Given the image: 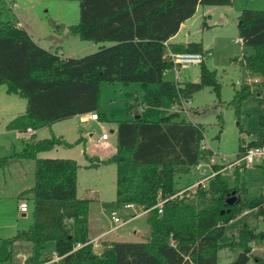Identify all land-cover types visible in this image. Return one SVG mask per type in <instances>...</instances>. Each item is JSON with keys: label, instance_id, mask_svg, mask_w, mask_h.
<instances>
[{"label": "trees", "instance_id": "obj_1", "mask_svg": "<svg viewBox=\"0 0 264 264\" xmlns=\"http://www.w3.org/2000/svg\"><path fill=\"white\" fill-rule=\"evenodd\" d=\"M77 1L79 21L69 26V32L80 40L102 43L82 57H64L57 50L43 48L18 21L0 18V85L7 94L25 100L24 112L9 119L5 128L33 130L29 138L22 139L20 150L0 157V167L11 160L34 161L33 185L19 196H32V223L11 238L31 244L23 264H47L51 259L45 254L48 242H53L52 252L59 257L51 264H218V253L225 248L237 253L228 264H248L252 258L255 264H264L263 258L253 257V245L264 239L257 226L244 222L228 242H222L227 225L246 211L264 222V193L244 198L245 187L239 182L231 185L221 172L224 164L213 163L210 168L215 174L203 186L198 185L189 195L173 196L192 184L180 186V177L193 173L212 156L201 143L203 126L180 117L177 111L157 120L142 118L134 111L133 119L116 122L115 150L110 156L87 157L88 166L112 163L116 167L115 199L103 206L133 204L136 212L147 213L148 224L146 240L110 241L100 253L94 251L89 239L90 200L76 193L77 162L38 157L55 146L69 144L53 134L38 139L35 131L76 114L96 112L98 120H106L98 110L103 81L140 83L142 110L144 106L158 107L163 96L181 105L204 86L218 94L221 84L204 60L197 82L163 79L174 68L170 53H204L198 41L172 44L168 40L199 5H232L235 0ZM238 30L244 46L253 49L243 56L242 66L248 75L262 80L255 86L241 84L229 106L240 117L247 104L256 103L264 127V10L244 9ZM149 84H157L158 89L148 88ZM136 105L130 104L128 110ZM245 145H264V132L250 142L242 140L239 156ZM242 169L246 170L237 168L236 172ZM160 200L163 203L158 207ZM10 257L9 252L7 259Z\"/></svg>", "mask_w": 264, "mask_h": 264}, {"label": "rangeland", "instance_id": "obj_2", "mask_svg": "<svg viewBox=\"0 0 264 264\" xmlns=\"http://www.w3.org/2000/svg\"><path fill=\"white\" fill-rule=\"evenodd\" d=\"M203 9L205 13L202 12ZM244 9L264 10V0H235L232 5L224 6L200 5L177 36L178 40L188 38L190 41L201 43L204 64L215 71L216 79L221 84L218 94L211 86H204L190 99L183 100L185 111L179 112L180 117L203 126L204 140L201 143L212 151L216 163L224 160L228 164L236 160L239 157L241 141L250 142L257 133L264 132V127L260 124L259 106L256 103L247 104L242 109L240 117L229 106L236 88L241 86L238 82H244L248 77L241 60L245 54L253 52L251 47H245L243 42L237 41L240 38L239 16ZM0 18L3 21L20 22L38 45L52 52L57 50V46H64L63 52L66 57H82L98 50L97 47L86 44L92 45L95 42L80 40L67 32L68 24H76L79 21L77 0H2ZM199 73L200 64H183L178 65L176 70L174 68L167 70L163 74V79L173 82H197ZM252 77L262 80L259 76ZM255 85L254 83L253 86ZM148 88L156 90L158 85L149 84ZM3 89L4 86L0 85V157L17 152L22 145L21 138H29L28 132L5 130L3 122L7 114L17 112L18 104L25 103V100L15 94L8 95ZM142 95L140 83L123 85L121 82L103 81L99 85L98 110L106 116V120L100 118L92 121L84 119L81 114H76L35 131L38 139L53 134L69 144L55 146L39 153L38 157L74 159L78 164L77 197L90 200L88 220L94 226L102 223L106 225L105 227H112L111 212L122 220L128 219L116 231L118 234H126L123 240L128 241L147 239V215L129 219L132 212L127 208L104 207L102 203H109L115 199L116 167L112 163L88 166L90 161L87 157L106 159L110 156L115 147L116 122L133 119L134 111H138L142 118L149 120H157L167 113L177 111V104L164 96L158 107L144 106L142 110L140 105ZM135 102L137 105L133 110H128V106ZM102 133L108 134L109 140H98ZM79 138L82 140L77 142ZM236 169L227 168L221 172L230 179L231 185L239 182L240 186L245 187L244 198L264 193V166L242 169L239 173ZM33 172L32 159L11 160L7 165L0 167V264H20L24 259L19 256L30 252L29 242L11 241V238L18 230H25L32 223V196L25 194L24 200L28 204V211L22 216L18 209L20 201L18 195L32 187ZM210 172V166L203 164L200 169L188 176H181L179 185L194 183ZM244 222L257 226L259 231L264 232L263 220L250 212L227 225L222 242H228L238 226ZM52 249L53 242H48L45 254L54 258ZM9 252L11 257L7 259ZM236 257V252L222 249L218 253V264H228ZM253 257L264 259V239L253 245ZM248 264H255L254 259L252 258Z\"/></svg>", "mask_w": 264, "mask_h": 264}, {"label": "built area", "instance_id": "obj_3", "mask_svg": "<svg viewBox=\"0 0 264 264\" xmlns=\"http://www.w3.org/2000/svg\"><path fill=\"white\" fill-rule=\"evenodd\" d=\"M238 42H242L241 38L237 39ZM210 55V52L208 53ZM173 64H174V69L176 70L178 65H183V64H200L203 60H204V55L203 53H199V52H188V51H183V52H176V53H170L169 54ZM261 81V79H259L258 77H252L251 75H249L247 77V79L244 82H238L239 84H244V83H248L250 85L253 86V84H257ZM177 111L178 112H184L185 108L183 106V102L181 105H177ZM89 119L91 120H98L97 117V113L96 112H91L89 114ZM27 132L29 134H31L33 132L32 129L28 128ZM109 138L108 134L106 133H102L101 136L98 138V140H107ZM239 156V155H238ZM228 161V160H227ZM213 163H216L215 158L213 156L210 157L209 162H202L199 163L195 169L198 170L200 169L201 165L206 164V165H211ZM219 163H223L224 167L222 168L221 171L227 169V168H253L257 165L259 166H264V145H259V146H254V147H247L245 145V151L243 152L242 155H240L236 160L231 161L230 163L226 164L224 162V160H221V162ZM215 172L211 170V172L204 177L203 179L197 180L196 182L192 183L191 185L181 189L180 191H178L177 194L173 195V196H181L182 194H186L189 195V193L193 192L195 190V188L198 185H204L206 179L212 175H214ZM194 188V189H193ZM172 196V197H173ZM163 203V200H160L156 206L161 207ZM127 206H130L132 208H134L133 204H129ZM19 210L21 212H26L28 210V205L25 201H22L19 203ZM160 211V210H159ZM250 213L249 211L244 212L241 216H239V218L245 216L246 214ZM113 221L114 222H120V219L116 216H113ZM55 254V253H54ZM59 257L56 256L54 258H51L49 261H47V264H51L53 261L57 260Z\"/></svg>", "mask_w": 264, "mask_h": 264}, {"label": "crops", "instance_id": "obj_4", "mask_svg": "<svg viewBox=\"0 0 264 264\" xmlns=\"http://www.w3.org/2000/svg\"><path fill=\"white\" fill-rule=\"evenodd\" d=\"M200 6V5H199ZM199 6L197 7L198 9H199ZM196 11H197V9H196ZM206 11H208V10H206ZM203 13H205V9H203V11H202ZM190 20V18L189 19H187V20H185L181 25H180V28H179V30H178V32L174 35V36H172L169 40H168V42L169 43H172V44H178V43H187V42H189L190 40L188 39V38H185L184 40H178L177 39V36L179 35V33L183 30V28H185V26H186V24H187V22ZM18 24L19 25H21V26H23L20 22H18ZM70 25H72V24H68L67 26H66V29H67V32L68 33H70L69 32V26ZM27 32H28V30H27ZM29 33V32H28ZM30 34V33H29ZM71 34V33H70ZM72 36H75V35H73V34H71ZM32 37V36H31ZM77 37V36H76ZM33 38V37H32ZM72 38V37H71ZM74 38V37H73ZM78 38V37H77ZM79 39V38H78ZM86 44H88V46H90V47H97V49L101 46V45H99V43H96L95 42V44H89V43H86ZM43 47V46H42ZM57 51L62 55V56H64V57H66L65 56V54H64V46H57ZM249 76V75H248ZM4 86V85H3ZM4 89H5V86H4ZM3 89V90H4ZM5 93H6V91H4ZM7 94V93H6ZM9 95V94H8ZM18 106H19V108H17V112H12L11 114H7V116H6V119L4 120V122H3V125H4V128H5V124L7 123V121L9 120V119H11V118H13L14 116H16L17 114H20V113H22V112H24V110H25V103H22L21 105H20V103L18 104ZM89 114L90 113H85V114H81L82 115V117L85 119V118H87V119H89ZM91 120V119H90ZM92 121H95V120H92ZM5 130H7L6 128H5ZM14 131H16V130H14ZM16 132H18V131H16ZM29 134V133H28ZM35 134H36V132H35ZM30 135V134H29ZM114 137H115V129H114ZM99 138V137H98ZM22 139H24V138H21V141H22ZM107 140H109V138L107 139ZM107 140H103V141H107ZM114 150H115V147H114ZM9 154H11V153H9ZM8 154V155H9ZM6 156V155H5ZM100 159V158H99ZM16 161V160H15ZM17 161H21V160H17ZM8 163H10V162H8ZM7 163V164H8ZM6 164V165H7ZM19 164H22L21 162H19ZM22 192V191H21ZM20 192V193H21ZM20 193H19V195H18V199L20 200L19 202H18V209H19V203L20 202H22V201H25L26 202V200H24V198L23 197H21V198H19V196H20ZM27 203V202H26ZM103 204V203H102ZM28 205V204H27ZM103 208V207H102ZM123 208H127V209H129V210H131V214H129V219H131V218H133V217H136V216H139V215H143V214H147L146 212H136V210H135V208H132V207H130V206H124ZM104 209V208H103ZM28 211V210H27ZM26 211V212H27ZM21 212V211H20ZM26 212H21V214H22V216H25L26 215ZM114 215H113V212H111V218L113 217ZM117 217V216H116ZM119 218V217H118ZM120 219V222H114L113 221V225H112V227H105L106 225L104 224H102V223H100V224H98V225H96V226H94V225H92L91 223H90V220H88V222H89V239H90V241L92 242V244H93V249H94V251L96 252V253H100L101 252V250L100 251H98V249L99 248H103V244L104 243H106V242H110V241H128V240H123V239H125L124 237H126V234H123V233H120V234H118V233H116V231L124 224V222L125 221H127L128 219H121V218H119ZM112 220H113V218H112ZM122 239V240H121ZM28 254H29V252L27 251L26 253H24L23 255H20L19 257L21 258V259H25L27 256H28ZM23 261L24 260H21V262H20V264H23Z\"/></svg>", "mask_w": 264, "mask_h": 264}, {"label": "water", "instance_id": "obj_5", "mask_svg": "<svg viewBox=\"0 0 264 264\" xmlns=\"http://www.w3.org/2000/svg\"><path fill=\"white\" fill-rule=\"evenodd\" d=\"M239 58V57H238ZM235 200V197H233L231 200H230V202H233Z\"/></svg>", "mask_w": 264, "mask_h": 264}]
</instances>
